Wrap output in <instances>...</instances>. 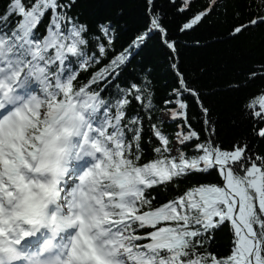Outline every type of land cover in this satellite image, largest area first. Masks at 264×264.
Listing matches in <instances>:
<instances>
[{
    "label": "snow or ice",
    "instance_id": "1",
    "mask_svg": "<svg viewBox=\"0 0 264 264\" xmlns=\"http://www.w3.org/2000/svg\"><path fill=\"white\" fill-rule=\"evenodd\" d=\"M81 4L0 11V264H264V59L228 85L247 95L226 143L176 39L229 6L228 39L264 30V0H143L134 29ZM154 38L162 101L137 60Z\"/></svg>",
    "mask_w": 264,
    "mask_h": 264
},
{
    "label": "trees",
    "instance_id": "2",
    "mask_svg": "<svg viewBox=\"0 0 264 264\" xmlns=\"http://www.w3.org/2000/svg\"><path fill=\"white\" fill-rule=\"evenodd\" d=\"M164 0H161L163 3ZM205 0H199L202 5ZM7 0H0V11ZM123 10L124 19L129 29L138 27L143 18V0H82L81 8L86 16L93 14L113 15L117 10ZM173 26L180 22V17L169 16ZM238 21L233 19V9L229 6L227 16L210 17L204 25L187 35L180 34L176 39L180 42V61L190 79L196 81V86L205 94L206 102L212 107L214 115L220 120L221 136L228 140L239 136L243 128L233 127L234 117H238L239 101L247 95V90L231 91L230 83L245 79L254 62L264 59V30L245 33L236 40L227 38L229 28ZM131 35L126 32L123 39ZM199 41V43H197ZM151 66L157 88V99H163L166 89L164 85L171 84V73L167 70L164 51L155 38L137 60ZM260 81H256L258 86ZM251 90H255L253 87ZM217 247L223 251L226 248L228 235L226 231L217 234Z\"/></svg>",
    "mask_w": 264,
    "mask_h": 264
}]
</instances>
